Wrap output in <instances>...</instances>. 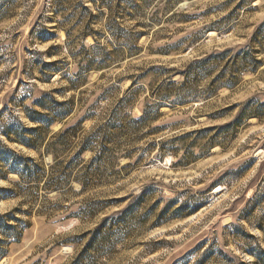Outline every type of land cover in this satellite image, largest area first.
Wrapping results in <instances>:
<instances>
[{"label":"rangeland","instance_id":"374dc122","mask_svg":"<svg viewBox=\"0 0 264 264\" xmlns=\"http://www.w3.org/2000/svg\"><path fill=\"white\" fill-rule=\"evenodd\" d=\"M92 1L0 0V264H264V49L258 41L247 48L264 24V0H180L174 11L177 0L139 2V12L116 10L120 39L109 36L106 10L91 19L98 14ZM88 23L97 46L81 37ZM126 41L139 55L93 70L100 55ZM243 46L263 65L233 90L205 98L229 60L211 74H181L194 61ZM152 67L172 70L173 84ZM238 71L229 65L222 81ZM132 79L137 86L129 91ZM43 93L73 107L52 134L85 118L56 158L95 185L86 192L73 182L49 193L41 180L19 177L37 165L50 175L54 165L52 154L2 134L17 121L41 127L26 109L51 120L35 103ZM248 101L260 107L259 118L233 123L239 109L212 118ZM146 108L148 122L126 129ZM156 127L165 129L149 134Z\"/></svg>","mask_w":264,"mask_h":264},{"label":"trees","instance_id":"16d2710c","mask_svg":"<svg viewBox=\"0 0 264 264\" xmlns=\"http://www.w3.org/2000/svg\"><path fill=\"white\" fill-rule=\"evenodd\" d=\"M148 0H94L92 1L97 15L92 16V20L99 19L102 17L106 10L108 13V24H107V31L109 32V36L112 38L120 39L123 38L122 32L123 30L119 28L118 24L116 23L114 17L116 10H132L135 12H139L140 9H142V5L140 3H146ZM152 1V0H150ZM180 0H177V2L173 3L171 7H169L170 11H174L176 9V5ZM114 2V3H113ZM129 6H132V8H129ZM83 10L88 11L89 8L85 7L83 5ZM110 16V17H109ZM188 18V17H187ZM182 22H185L184 19ZM142 26V25H137ZM136 26V27H137ZM143 33H137L135 37L137 39L141 37ZM92 37L95 41L96 46L98 45V33L95 32L93 29H91V23H88L86 25V30L83 31L81 34V37L87 38ZM67 37L69 38V34H67ZM129 41V39H127ZM255 41H258L262 44L264 49V24H262L260 27L256 29L254 32L252 38L250 39L249 44L247 45V48H249ZM130 42V41H129ZM127 43L126 41V47L124 48H116L113 49L111 52L105 55H100L99 61L96 64V67H94L93 70L95 71H101L104 69L110 68L114 64H118V60H123L126 57L133 58L139 55L141 52V49L138 48L135 45H131ZM134 46V47H133ZM246 47H238L235 49H226L222 52H214L205 58L201 60L194 61L190 63L186 70L181 73L183 76H187V74H211L214 67L218 64L222 63L224 60H229V63L227 66L223 68V71L221 73V76H219L217 79H215L211 85L213 87L212 91H210L209 95L205 98L208 100L215 96L218 91L221 89H229L233 90L237 85L239 84V78L244 73H250V74H257L260 67L263 65L261 61H259L255 54H258L256 50L247 49ZM94 49H97L94 47ZM49 64H46L48 66ZM229 65H233V67L238 66L240 71H238L237 77L235 79H231L230 83H226L223 80V75L229 70ZM92 67H87L84 70H81L77 72L76 77L79 78L83 74H85L88 70H90ZM157 68L152 67L149 71L151 73H154L156 77H164L165 80H168V82L165 84L172 85L173 82V76L171 75L172 70H167L166 75H162L159 73H156ZM46 81H50V77L46 79ZM137 86L136 81L132 79V85L129 89H133ZM41 100H36L35 103L41 108L42 110L46 111L48 115L52 118L51 120L47 119H40L39 116H41V113L30 111L29 109L24 110L23 114L24 116L32 123L41 125V127H36L34 129H28L25 128L22 123L17 121V124L15 126L7 127L2 130V134L9 142H15L19 143L23 146H25L28 149L34 150L36 152H40L43 149L44 155L52 154L54 157V165L50 167V175L46 174L42 168L39 165L36 167V171H32L30 168H26L24 170L23 174L19 173V177L26 181L27 184H33L37 183L34 181L41 180L44 183V188L47 189L49 193L52 191H65L68 189H72V183L76 182L81 186V192H86L87 190L91 189L95 185H89L90 181L86 179V176H81L80 172H78L75 175V171L71 164H69L66 168H60L62 165V162L59 161V159L56 158L57 153L63 149L67 150L70 148V144L68 143L71 139H74L76 137V134L78 130L80 129V126L84 123V119L78 122L75 126H71L66 130L61 129L59 132L52 134L51 128L53 125L57 123H63L67 118H69L73 113V107L70 106L69 103H59L53 99L50 93H43ZM30 97H32L30 95ZM48 101V103H45V101ZM52 103V104H51ZM51 104V105H50ZM239 109L238 113L234 116L233 123H241V122H247L252 118H259L262 113L260 111V107H255L254 102L248 101L243 104H237L233 107L222 111L220 113H217L215 115H212V118L218 119L222 117L229 116L231 112ZM36 114V115H34ZM44 118H47L46 116ZM46 120V121H45ZM149 120V114L147 112V108L142 110V117L139 119H133L131 123V128L126 127L128 130L138 131L140 128V125H143L147 123ZM135 125V126H134ZM137 126V128H136ZM124 127H117V129H121ZM165 127H156L152 128L149 134H159L162 131H164ZM42 131H44V135L42 136ZM192 133L187 134L185 137L191 136ZM51 136V137H50ZM46 137H50L49 142H46ZM184 137V138H185ZM90 150L89 145H83L78 154L77 157L81 158L86 152ZM26 161L30 163H34L33 159L27 158ZM129 167V165H128ZM38 169V170H37ZM45 173V174H44ZM92 182V181H91ZM132 207L130 206L126 210H124L123 215H125L128 211H130ZM1 220L4 219V217L0 218ZM107 220V219H106ZM106 220L96 229L95 234L98 235L105 223ZM17 222H22L19 219H16ZM1 228V225H0ZM5 234V232H4ZM14 239H17L18 236L15 237L13 235ZM90 247V244L87 246V248Z\"/></svg>","mask_w":264,"mask_h":264},{"label":"bare ground","instance_id":"6f19581e","mask_svg":"<svg viewBox=\"0 0 264 264\" xmlns=\"http://www.w3.org/2000/svg\"><path fill=\"white\" fill-rule=\"evenodd\" d=\"M217 190V189H216Z\"/></svg>","mask_w":264,"mask_h":264}]
</instances>
